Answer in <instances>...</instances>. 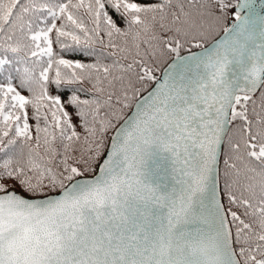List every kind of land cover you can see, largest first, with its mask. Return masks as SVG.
<instances>
[{
  "label": "snow or ice",
  "instance_id": "obj_1",
  "mask_svg": "<svg viewBox=\"0 0 264 264\" xmlns=\"http://www.w3.org/2000/svg\"><path fill=\"white\" fill-rule=\"evenodd\" d=\"M0 264H264V0H0Z\"/></svg>",
  "mask_w": 264,
  "mask_h": 264
},
{
  "label": "water",
  "instance_id": "obj_2",
  "mask_svg": "<svg viewBox=\"0 0 264 264\" xmlns=\"http://www.w3.org/2000/svg\"><path fill=\"white\" fill-rule=\"evenodd\" d=\"M257 3H259V0H256Z\"/></svg>",
  "mask_w": 264,
  "mask_h": 264
}]
</instances>
